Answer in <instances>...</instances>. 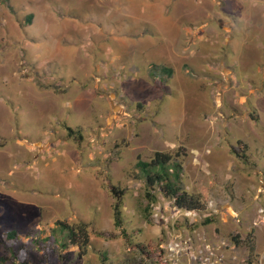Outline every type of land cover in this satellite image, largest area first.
Returning a JSON list of instances; mask_svg holds the SVG:
<instances>
[{
    "label": "rangeland",
    "instance_id": "rangeland-1",
    "mask_svg": "<svg viewBox=\"0 0 264 264\" xmlns=\"http://www.w3.org/2000/svg\"><path fill=\"white\" fill-rule=\"evenodd\" d=\"M56 220L87 252L41 264H264V0H0V234Z\"/></svg>",
    "mask_w": 264,
    "mask_h": 264
},
{
    "label": "trees",
    "instance_id": "trees-1",
    "mask_svg": "<svg viewBox=\"0 0 264 264\" xmlns=\"http://www.w3.org/2000/svg\"><path fill=\"white\" fill-rule=\"evenodd\" d=\"M167 71L170 70L167 69ZM68 129L72 131L70 128ZM135 166L140 170L149 189L158 186L163 195L173 199L174 205L178 208L203 209L200 199L189 194L181 186L182 165L170 153L156 151L147 161L137 159ZM147 196L151 198V202L155 200L149 191H147ZM113 219L114 224L120 226L121 213L118 202L113 207ZM209 219L206 218L204 223L209 222ZM37 232L36 229H29L25 233V239L16 229L1 233L0 246L3 251L0 253V264H41L44 256L49 259L47 253H56L57 257H62L61 250L67 249L69 245L76 246L78 253L84 255L90 243L89 232L83 222L73 225L63 220H56L55 226L51 228L47 236H39ZM38 251L41 253L37 255Z\"/></svg>",
    "mask_w": 264,
    "mask_h": 264
}]
</instances>
